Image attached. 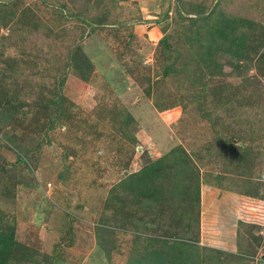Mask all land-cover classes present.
Returning a JSON list of instances; mask_svg holds the SVG:
<instances>
[{"label": "rangeland", "instance_id": "374dc122", "mask_svg": "<svg viewBox=\"0 0 264 264\" xmlns=\"http://www.w3.org/2000/svg\"><path fill=\"white\" fill-rule=\"evenodd\" d=\"M0 233V264H264V0H0Z\"/></svg>", "mask_w": 264, "mask_h": 264}, {"label": "trees", "instance_id": "16d2710c", "mask_svg": "<svg viewBox=\"0 0 264 264\" xmlns=\"http://www.w3.org/2000/svg\"><path fill=\"white\" fill-rule=\"evenodd\" d=\"M195 18L196 19H192V23L197 27L192 31L191 35L193 37H189L191 47H197L198 50L203 48L208 53L213 54L216 49H210L209 45H207V42H211L213 32L216 33L217 31H219L221 26L216 24L213 20L215 18L210 17L209 15H198ZM82 60L84 61V59ZM81 63L83 64L82 61ZM176 151L177 150L175 149H171L168 153L172 157V167L170 169V172L178 174L183 172L185 164L184 166L180 165L184 163V159L179 157ZM164 157L166 158V156ZM161 159H159L158 161L160 162ZM155 163H157V165ZM159 170L160 164L158 165V162H153L147 169L142 171L144 174H149L152 172H158ZM224 225L225 226L223 228L225 230V233H227L228 235H234L235 228L232 227L233 225L227 219L224 222ZM136 238L138 242V250L135 252V255L132 257V260L129 264H200V251L196 250L199 247L198 245L195 246L188 242L184 247L181 246L180 242H174V246L173 244L167 243L169 241L165 239H154L155 237L145 238L142 236H137ZM165 243L169 244L168 248L165 247ZM2 248H6V244L3 239H1L0 241V249Z\"/></svg>", "mask_w": 264, "mask_h": 264}]
</instances>
